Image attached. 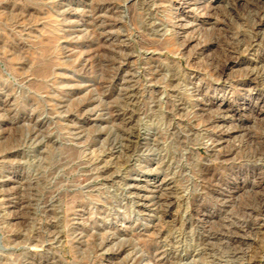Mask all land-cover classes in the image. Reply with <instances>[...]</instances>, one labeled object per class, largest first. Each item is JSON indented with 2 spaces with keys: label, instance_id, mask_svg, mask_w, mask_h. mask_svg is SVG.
Returning <instances> with one entry per match:
<instances>
[{
  "label": "rangeland",
  "instance_id": "obj_1",
  "mask_svg": "<svg viewBox=\"0 0 264 264\" xmlns=\"http://www.w3.org/2000/svg\"><path fill=\"white\" fill-rule=\"evenodd\" d=\"M0 264H264V0H0Z\"/></svg>",
  "mask_w": 264,
  "mask_h": 264
},
{
  "label": "bare ground",
  "instance_id": "obj_2",
  "mask_svg": "<svg viewBox=\"0 0 264 264\" xmlns=\"http://www.w3.org/2000/svg\"><path fill=\"white\" fill-rule=\"evenodd\" d=\"M138 95V94H137ZM132 156V155H131Z\"/></svg>",
  "mask_w": 264,
  "mask_h": 264
}]
</instances>
